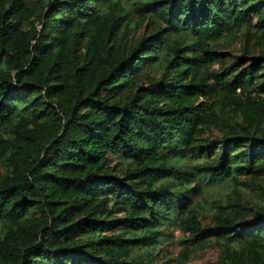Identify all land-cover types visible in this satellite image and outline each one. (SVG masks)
I'll use <instances>...</instances> for the list:
<instances>
[{
    "label": "trees",
    "instance_id": "16d2710c",
    "mask_svg": "<svg viewBox=\"0 0 264 264\" xmlns=\"http://www.w3.org/2000/svg\"><path fill=\"white\" fill-rule=\"evenodd\" d=\"M207 248L264 264V0H0V264Z\"/></svg>",
    "mask_w": 264,
    "mask_h": 264
},
{
    "label": "rangeland",
    "instance_id": "374dc122",
    "mask_svg": "<svg viewBox=\"0 0 264 264\" xmlns=\"http://www.w3.org/2000/svg\"><path fill=\"white\" fill-rule=\"evenodd\" d=\"M239 47H240V43H237L235 49ZM208 71L209 70H207L206 72ZM210 189L212 191H219L221 190V187L219 185H214L210 187ZM179 235H180V231L177 230L175 232L174 240H172L170 244L164 247V255L167 256V259H172L180 253L182 246L180 243L177 242V237ZM168 264H174V263L169 262ZM186 264H220L219 250L217 248H207L203 251H198L197 253L192 255V258Z\"/></svg>",
    "mask_w": 264,
    "mask_h": 264
}]
</instances>
